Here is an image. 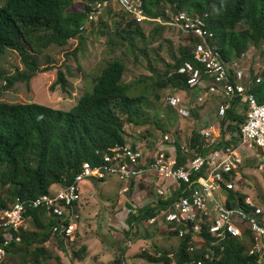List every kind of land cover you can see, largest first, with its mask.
<instances>
[{
  "label": "trees",
  "instance_id": "1",
  "mask_svg": "<svg viewBox=\"0 0 264 264\" xmlns=\"http://www.w3.org/2000/svg\"><path fill=\"white\" fill-rule=\"evenodd\" d=\"M98 1L107 0H7L5 5L0 7V58L9 51L16 52L26 70L14 75L0 72V81L5 82L0 94L19 83L30 88L31 80L40 71L39 57L51 47L64 48L70 41H77L78 48L70 54L76 57L80 49L84 50V35L93 31L96 23L105 29L117 30V22L113 18L114 10L122 11L125 18L122 20L128 22L129 19L130 23H134L137 34L142 38L147 36L145 29L152 28L154 33L166 29L182 33L189 39V43L181 48V56L176 59L175 64L168 66L164 76L168 79L167 84L174 87V92L169 96L181 95L185 106L192 112L190 117H182L177 110L168 105L169 96L166 97L165 102L167 101L168 105L166 110L174 123L173 126L176 125L172 130H177L175 134L174 131L171 132L172 130L166 134L174 137L179 157L187 161L190 156L183 155L182 146L186 143L192 148L201 146L200 130L211 123L210 115H207L209 120L206 121L203 115L196 112L199 111L198 106L205 104L198 102L205 90L190 88L187 84L188 77L178 73L179 68L187 61L196 63L194 53L201 38L176 27L160 25L150 20L139 21L134 14L112 0H108L102 12L81 31V27L87 23L89 3ZM142 1L143 8L150 17L163 14L168 6L174 12L187 8L192 14L201 16L209 14V26L215 31L217 43L228 63L246 54L250 45L259 48L262 43L264 44V0ZM105 17L109 19L110 24L108 21L102 22ZM44 71L48 72L49 68ZM124 74L125 68L120 62L114 60L108 63L101 75L94 80L92 88L87 90L78 104L68 112L39 104L0 103V186L6 190L8 199L0 200V212L9 208L17 197L34 199L50 193L55 185L64 186L71 183L84 162L95 164L111 148L127 144L128 135L123 128L122 117L131 124L142 126L140 120L143 112L140 107L143 103L141 98L130 95L131 87L123 83ZM70 77L72 73L69 68H66L65 72L58 71L57 80L50 87V91L54 92L60 87L63 93L70 94ZM167 84L163 82V85ZM254 91L260 93L264 91V74L262 84L255 87ZM223 103H220V106ZM237 104L238 102H235L229 108L226 117L221 121L231 133L241 131V126L246 122V115L240 113ZM218 112L219 110L216 112L215 120L218 119ZM184 122L193 127L192 135L187 140L181 139ZM233 140L237 142L238 137H234ZM254 161L258 162V157L247 158L240 170L243 172L247 164ZM105 181L93 180L92 183ZM137 184H140V181L132 183L135 192ZM235 194L232 192V195ZM241 197L243 200L245 195L241 194ZM80 202L81 199L76 204ZM158 209L159 207L150 205L136 214H131L129 218L131 226L134 224L141 226L148 222L158 214ZM26 219L31 220L36 232L29 234L23 230L20 233L21 241H13L8 247V255L14 247L18 248L22 244L26 252L30 253V246L47 242L51 234L54 235L53 227L60 223L59 219L44 208L30 207ZM171 232L179 238L180 231ZM4 234L5 232L0 230V245L5 240ZM128 235L131 237V232ZM54 236L58 238L61 249L65 251L68 239L57 234ZM191 237L192 235L186 239L179 238L181 244L176 253L158 250L155 256L143 252L141 257L154 264H193L198 260H206L207 249L196 254L189 252ZM206 237L208 241H212L207 233ZM246 251L245 244L234 240L227 244V251L219 264H257L256 258L248 256ZM32 255L36 256L37 263L40 257L45 256L44 250L41 249L33 251Z\"/></svg>",
  "mask_w": 264,
  "mask_h": 264
},
{
  "label": "built area",
  "instance_id": "2",
  "mask_svg": "<svg viewBox=\"0 0 264 264\" xmlns=\"http://www.w3.org/2000/svg\"><path fill=\"white\" fill-rule=\"evenodd\" d=\"M112 1L134 14L139 21L150 20L199 36L201 42L194 53L199 66L187 61L178 73L188 77L190 88L205 90L198 99L200 104L214 97L224 98L228 104L223 103L219 108L218 125L200 130L201 146L192 148L187 143L182 146L183 155L190 156L187 161L179 157L172 135L165 134L162 138L149 135V140L140 136L111 148L95 164L84 162L74 180L67 185H59L34 199L17 197L9 208L0 212V230L5 232V240L0 245V264H5L12 242L21 241L20 233L27 228L26 214L30 207L46 209L60 220L53 227V234L74 240L79 218L76 203L81 199L83 182L116 178L124 184L121 194L129 196L134 181L142 182L151 177L155 193L152 205L159 209L148 222L152 226L180 231V239L192 235L191 254L207 249L206 260L193 264H219L227 244L234 240L245 244L246 254L255 257L257 264H264V203L259 196L246 193L238 185L245 154L258 157L260 166L264 164V91H254L263 82L264 66L255 69L253 74L247 73L242 63L246 54L228 63L217 43L215 31L209 26V14L201 16L192 14L187 8L175 12L167 8L164 14L150 17L142 0ZM107 4L108 0L89 3L87 23L81 31ZM235 102L244 104L246 122L241 131L231 133L221 121ZM168 105L182 117L192 114L181 95L169 96ZM234 137H238L237 142ZM232 192L236 194L232 195ZM240 193L245 195L243 200ZM206 233L211 236V242Z\"/></svg>",
  "mask_w": 264,
  "mask_h": 264
},
{
  "label": "rangeland",
  "instance_id": "3",
  "mask_svg": "<svg viewBox=\"0 0 264 264\" xmlns=\"http://www.w3.org/2000/svg\"><path fill=\"white\" fill-rule=\"evenodd\" d=\"M6 1L0 0V7H3ZM113 18L116 19L118 29H105L96 23L93 31L84 35V50L80 49L76 57L70 54L78 48L77 41H70L64 48L51 47L45 51L38 59L40 71L31 80L30 88L25 84H16L12 89L1 92L0 102L39 104L68 112L78 104L87 90L92 88L94 80L101 75L106 65L116 60L125 68L123 83L131 87L130 95L141 98L143 103L140 107L143 112L140 120L142 126L131 124L122 117L123 128L128 135L127 141L136 140L140 136H143V140H149V134L151 136L152 132L156 137L162 138L166 132L176 127L173 126L174 123L166 110L167 101L165 102L166 97L174 92V87L167 84L168 79L164 76L168 66L175 64L176 59L181 56V48L189 43V39L176 31L159 29L160 31L154 33L152 28L146 27L147 36L142 38L137 34L134 23H130L129 19L128 22L122 20L125 19L122 11L114 10ZM105 21L110 24L107 17L102 20ZM242 63L249 74L264 66V44L259 48L250 45ZM46 68H49L48 72L44 71ZM66 68L72 73L69 78L70 94L63 93L60 87L51 92L50 87L56 82L58 71L65 72ZM25 70L16 52L9 51L0 58L1 73L14 75ZM163 82L167 85H163ZM4 85L5 82L0 81V90ZM223 102L228 104L221 98L209 99L204 105L198 106L199 111L196 112L199 115L203 113L206 121L209 120L207 115H210L213 121L217 117L220 103ZM238 110L241 114L245 113L243 107ZM173 131V134L177 132H171ZM192 132L193 127L189 126L188 122L182 123L181 139H189ZM245 155L246 160L252 157ZM260 163L254 161L247 164V168L243 172L240 171L241 179L238 185L246 193L262 198L264 164L262 167ZM137 185L136 192L132 191L129 196H123L121 191L124 184L117 179H110L107 183L85 184L81 202L76 207L79 214L78 229L74 240H68L65 244L66 250L61 249L58 238L51 234V238L44 244L36 243L30 246V253L26 252L23 244L18 248L14 247L7 256L6 264H154L142 258V253L149 252L154 256L158 250L176 253L181 240L167 227L152 226L149 222L141 226H131L129 209L135 206V203L149 202L155 195L152 177ZM0 200H8L6 190L1 186ZM261 200L264 202L263 198ZM26 225L24 232H36L30 219ZM130 232L131 237L128 235ZM37 249L44 250L45 254L39 258V263L36 262V256L32 255Z\"/></svg>",
  "mask_w": 264,
  "mask_h": 264
},
{
  "label": "crops",
  "instance_id": "4",
  "mask_svg": "<svg viewBox=\"0 0 264 264\" xmlns=\"http://www.w3.org/2000/svg\"><path fill=\"white\" fill-rule=\"evenodd\" d=\"M23 72V71H22ZM0 103H3V102H0ZM237 106L240 108V107H243L244 108V104L242 103V104H240V103H238L237 104ZM202 115H203V113H201ZM213 121H215V123H213ZM213 121H211V123H210V125H212V124H214V125H218L217 123H219V121H220V119H219V117H218V119L217 120H213ZM110 179H116V178H110ZM110 179H108V180H110ZM108 180L107 181H105V182H103V183H107L108 182ZM118 180V179H117ZM120 182V181H119ZM93 184L92 182H83L82 184H81V191H82V193H83V190H84V185L85 184ZM55 188V186H53V189ZM123 188H124V186L122 187V190H123ZM122 192V191H121ZM123 196H126V194H122ZM150 205H152V200H150L149 202H146V203H144V202H139L138 204H136L135 203V206H132V208H130L129 210H132V212H134V213H138L142 208H145L146 206H150ZM132 212H130L129 211V213H130V216H131V213Z\"/></svg>",
  "mask_w": 264,
  "mask_h": 264
},
{
  "label": "clouds",
  "instance_id": "5",
  "mask_svg": "<svg viewBox=\"0 0 264 264\" xmlns=\"http://www.w3.org/2000/svg\"><path fill=\"white\" fill-rule=\"evenodd\" d=\"M167 8H171V7L168 6ZM167 8L164 9V12H165V10H166ZM164 12H163V14H164ZM241 58H242V57H241ZM241 58H237V59H241ZM5 104H7V103H5ZM93 180H96V179H92V181H93ZM92 181H86V182H92ZM106 181H107V180H106ZM55 187H57V185H55Z\"/></svg>",
  "mask_w": 264,
  "mask_h": 264
}]
</instances>
